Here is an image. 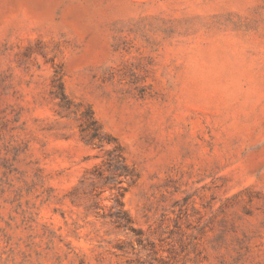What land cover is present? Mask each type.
<instances>
[{
	"label": "rangeland",
	"instance_id": "374dc122",
	"mask_svg": "<svg viewBox=\"0 0 264 264\" xmlns=\"http://www.w3.org/2000/svg\"><path fill=\"white\" fill-rule=\"evenodd\" d=\"M0 264H264V0H0Z\"/></svg>",
	"mask_w": 264,
	"mask_h": 264
}]
</instances>
